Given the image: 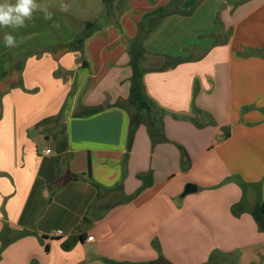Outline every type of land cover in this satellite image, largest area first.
I'll use <instances>...</instances> for the list:
<instances>
[{"label":"crops","instance_id":"0c3cea01","mask_svg":"<svg viewBox=\"0 0 264 264\" xmlns=\"http://www.w3.org/2000/svg\"><path fill=\"white\" fill-rule=\"evenodd\" d=\"M159 7L140 30L115 20L82 44L68 30L70 48L0 66V264L264 260L250 213L255 185L264 203V0H154L144 14ZM138 33L151 129L127 148Z\"/></svg>","mask_w":264,"mask_h":264},{"label":"rangeland","instance_id":"374dc122","mask_svg":"<svg viewBox=\"0 0 264 264\" xmlns=\"http://www.w3.org/2000/svg\"><path fill=\"white\" fill-rule=\"evenodd\" d=\"M154 0H36L41 6L33 16L31 21L27 22L26 27L13 31L10 28H0V66L14 67L19 64V60L29 56H54L64 48H70L64 41L69 34L68 30H78V35L84 34L86 41L89 37H92L96 32L102 30V28L109 22L117 21L112 25L116 29L129 28L133 21L136 19H142L146 12L145 7L151 6ZM6 0H0V3H4ZM8 2L15 3V0H8ZM51 12L52 19H44L43 9ZM89 22L94 25L92 29L85 31V24ZM120 29V30H121ZM5 33H11L17 37L18 48L9 49L5 46L4 35ZM20 40H23L20 43ZM87 43V42H85ZM76 49L77 45H72ZM79 54L81 55V47H78ZM81 49V50H80ZM76 52V51H73ZM20 53L15 62L13 60L3 59L4 55L14 56ZM4 61V62H3ZM71 68L68 72L63 70V75L60 81L65 86L68 79L74 77L76 73ZM37 89H35V93ZM34 93V92H33ZM52 93V92H51ZM54 94V93H52ZM74 92L72 89H67L63 94V107L69 105V102ZM49 97V94H48ZM130 111L133 112V109ZM119 200V199H118ZM0 260L2 261L3 256ZM251 250L245 251V258L242 261H238L239 257H225L211 255V261L208 264H256V258ZM5 262V258H4ZM252 262V263H251ZM29 264H36L34 261H30ZM260 264H264V260L260 261Z\"/></svg>","mask_w":264,"mask_h":264},{"label":"trees","instance_id":"16d2710c","mask_svg":"<svg viewBox=\"0 0 264 264\" xmlns=\"http://www.w3.org/2000/svg\"><path fill=\"white\" fill-rule=\"evenodd\" d=\"M167 14H169V11L165 7H159L144 14L142 19L138 23V29L140 30L142 28L145 21L151 18L164 16ZM91 26L92 24L87 22L85 24V31L89 29ZM84 34L79 35L76 39H74L72 43L82 44L85 37ZM127 50L130 59L129 66L131 68V76L129 78V83H130L129 95L126 100V104L123 105V107L127 110L129 116V126H128V134H127V148H129L132 143L134 133L137 130L138 126H140L141 124H145L146 126H148V129H151L150 113L152 110V105L144 94V90L141 82V77L143 73L141 62L144 59V50L141 46L139 33L129 42ZM100 109L101 108H93L79 115H84V116L92 115L96 112H99ZM131 109H133V112L130 111ZM224 135L227 136V133H225ZM60 138H61L60 142L56 146V150L58 152L63 151V147H64L63 145L64 135L62 134ZM236 182L242 190H244L248 186V184L243 183L238 179H236ZM143 187L144 186H142V188ZM254 189L256 190V201L250 213L254 220L259 221L261 218H264V203H262L260 200L258 185H255ZM4 246L5 243H3V247Z\"/></svg>","mask_w":264,"mask_h":264},{"label":"clouds","instance_id":"9594fccd","mask_svg":"<svg viewBox=\"0 0 264 264\" xmlns=\"http://www.w3.org/2000/svg\"><path fill=\"white\" fill-rule=\"evenodd\" d=\"M40 8L36 0H15V3L6 0L0 3V28H10L15 31L26 27L27 22L33 19L34 13ZM43 11L44 19L51 20L53 14L46 8ZM4 42L8 48L18 46L17 37L11 33H5ZM22 42L23 40H20V43Z\"/></svg>","mask_w":264,"mask_h":264},{"label":"water","instance_id":"95a60500","mask_svg":"<svg viewBox=\"0 0 264 264\" xmlns=\"http://www.w3.org/2000/svg\"><path fill=\"white\" fill-rule=\"evenodd\" d=\"M194 190V187L191 185H187L185 187V192L189 193ZM151 264H172L168 260L164 259L163 257L157 258L155 261H153Z\"/></svg>","mask_w":264,"mask_h":264},{"label":"built area","instance_id":"2783aa9c","mask_svg":"<svg viewBox=\"0 0 264 264\" xmlns=\"http://www.w3.org/2000/svg\"><path fill=\"white\" fill-rule=\"evenodd\" d=\"M43 153H44V154H50V149H45V150L43 151ZM55 234H56V235H61V232H60V231H56ZM86 240H87V241H91V240H92V237L89 236V237L86 238Z\"/></svg>","mask_w":264,"mask_h":264}]
</instances>
